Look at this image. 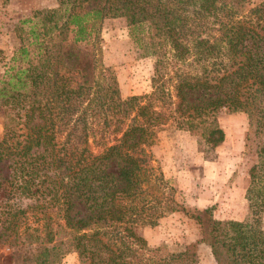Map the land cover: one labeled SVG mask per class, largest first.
Masks as SVG:
<instances>
[{
	"label": "trees",
	"instance_id": "16d2710c",
	"mask_svg": "<svg viewBox=\"0 0 264 264\" xmlns=\"http://www.w3.org/2000/svg\"><path fill=\"white\" fill-rule=\"evenodd\" d=\"M58 2L69 7L60 24L54 13L48 21L58 33L41 37L32 24L34 52L21 47L12 60L25 64L0 75L8 171L0 242L11 250L1 264H61L69 254L77 264H198L200 245L216 264H264L255 216L264 209V146L249 173L251 222L218 220L213 207L188 210L153 152L169 123L216 148L221 110L246 113L248 135L264 137V3L237 17L231 0ZM105 18H124L143 54L156 57L155 102L122 98L112 69L78 46ZM20 199L29 203H10ZM174 213L194 221L200 238L177 252L151 248L139 228Z\"/></svg>",
	"mask_w": 264,
	"mask_h": 264
},
{
	"label": "rangeland",
	"instance_id": "374dc122",
	"mask_svg": "<svg viewBox=\"0 0 264 264\" xmlns=\"http://www.w3.org/2000/svg\"><path fill=\"white\" fill-rule=\"evenodd\" d=\"M262 3L264 0H231L229 8L234 16L244 17ZM68 8L65 5L60 10L58 0H0V75L13 65L25 64L19 58L12 60L21 47L34 52L35 46L30 44L34 37L30 32L32 24L39 23L35 29L41 37L54 36L58 29H53V22L48 21L56 19L60 24ZM36 12L41 14L36 15ZM78 46L92 52L100 67L112 69L122 98L141 96L145 97L144 102L156 101L150 98L154 90L156 57L143 54V49L130 36L124 18L103 19L97 34ZM216 119L224 132V141L213 149L205 147L197 134L178 130L172 123L161 127L153 148L157 160L154 164L160 167L165 179L176 189L178 201L188 210L213 207L218 220L251 222L253 215L246 191L250 169L257 162V150L264 146V137L248 135L249 118L244 112L221 110ZM3 128L4 116L0 113V138ZM7 174L6 166L0 165V178ZM12 202L22 208L29 203L22 199ZM75 210L84 212L79 204ZM255 216L264 231V209ZM138 232L151 248L161 247L169 252H177L200 238L199 226L182 213L163 218L156 227L139 228ZM10 253L9 247L0 242V264ZM198 257V264H216L210 248L205 245L199 246ZM17 260H21L18 255ZM61 264H77V258L69 254Z\"/></svg>",
	"mask_w": 264,
	"mask_h": 264
}]
</instances>
